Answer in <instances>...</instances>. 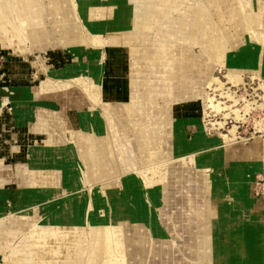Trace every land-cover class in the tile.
<instances>
[{"label":"rangeland","instance_id":"rangeland-1","mask_svg":"<svg viewBox=\"0 0 264 264\" xmlns=\"http://www.w3.org/2000/svg\"><path fill=\"white\" fill-rule=\"evenodd\" d=\"M202 1L174 0L164 24L200 26L194 43L155 30L157 38L147 36L160 48L152 47L161 53L157 62L125 45H110L104 56L93 44L49 49L28 39L22 54L0 46V264H17L8 260L13 251L72 200L85 221L108 215L125 264H264V24L246 26L244 0H222L223 7L208 0L211 14ZM126 2L92 4L121 9L124 21ZM97 35L108 37L95 28L92 41ZM102 65L113 71H103L99 84ZM202 89L209 98L199 96ZM172 142L180 157L163 163ZM133 145L140 162L123 151ZM104 150L116 162H94ZM147 158L159 162L147 167ZM32 169L56 180L35 183ZM96 193L102 206L91 203ZM139 251L145 258L136 262Z\"/></svg>","mask_w":264,"mask_h":264},{"label":"bare ground","instance_id":"bare-ground-1","mask_svg":"<svg viewBox=\"0 0 264 264\" xmlns=\"http://www.w3.org/2000/svg\"><path fill=\"white\" fill-rule=\"evenodd\" d=\"M92 1L93 0H0V46L13 47L16 49L18 47L19 51H23L28 39L32 40L31 42L33 44H40V46L49 49L56 46L67 47L69 45L80 46L82 44H93L94 47H97L96 49H98V47L101 48L100 53L104 56L107 49L110 48V45H125L128 53H133L135 49L144 50L142 51V57L157 62L162 60V56L159 55L160 52L155 51L160 48L147 37L149 35L153 38H157L152 35L154 34L152 32L153 30L160 36L171 34L177 36V39H183V41L189 39L194 43L195 40L193 37L196 35L198 29L201 28L194 23L188 24L183 21H176L177 27L175 25L174 27L173 24H170V28L168 29L165 27L164 24L171 20L168 14L172 9L174 0H149L148 2L143 0H131V2H126L128 8H124L125 13L122 17L125 18L127 22L125 19L123 21L121 20L122 18H120L121 9L119 10L115 7L111 9H105L106 7L94 8ZM214 1L219 4V7L225 5L222 3V0ZM253 4H255L253 0L242 1L239 12L245 18L246 26H249V28H258L260 24H264V0H257V7L255 9L252 8ZM203 5L206 8L210 6L208 0H205ZM124 6L125 2L123 7ZM210 12L209 14H211ZM204 15L202 11L199 17ZM48 20L51 21L49 22ZM100 20H104L105 24ZM196 20L200 23L202 22L199 19ZM98 21H100L101 25L97 24ZM95 28L102 31V33L107 32L108 37L104 38L102 35H97L98 37H96L95 41H92L91 38L95 34ZM235 31L238 36L242 33L240 27L235 29ZM106 38L110 39L108 43ZM90 45L88 46L90 47ZM152 47L155 50H153ZM148 48H151V50L148 51ZM20 54H22V52ZM70 67H73V64ZM70 67L67 65L63 68H59L58 71L60 74H64ZM78 69H80V67L76 65L75 70ZM105 70H107L108 73L113 71L110 66L107 67L102 65V67L96 71V83L101 84L103 71ZM228 78L233 82L242 80L238 74L234 73H229ZM214 81H217V79L212 78L210 84ZM103 94L111 99L114 96V92L109 88L106 90L104 89ZM199 96L202 99L209 98L204 89L199 91ZM98 100L106 106L108 105L100 98ZM7 101L8 99L4 98L3 104H6ZM37 112L40 114L41 110ZM119 124L122 125L121 123ZM56 127H58L59 130V124ZM121 131L123 130L121 129ZM46 133L48 137L51 138L49 132ZM52 138L56 140L57 137L54 135ZM65 143H67V140H65ZM177 147L178 145L174 142L169 143L170 152L168 155L164 156V160H162L163 163L164 161H170L171 159L180 157L176 156L180 148ZM117 150L119 152L120 149ZM97 151L99 152L100 149L98 148ZM120 151L122 152V150ZM123 151L125 154H129L130 151L134 152L137 162H140L142 159V152L137 150L134 145L133 148L129 150L123 149ZM105 152L107 153L102 154L98 159H96L93 154L90 155L94 156L92 157L95 160L94 162L107 164L113 161L114 157H111L113 151L109 150ZM118 152L115 150V153ZM76 154L75 152L74 154L71 152L69 154L67 153L68 156H74V158ZM116 156L118 158V155ZM218 158V161L223 159L220 155ZM37 160L33 161L35 162L33 167H42L39 166L40 164ZM146 161H148L147 167L152 164L156 166L159 162H153L151 164L149 158H147ZM84 165L89 166L86 163ZM32 170L37 172L34 178H36L38 182L33 181L35 183L46 182L45 184L49 185L56 180V177L51 175L53 173H39L38 169ZM100 176L101 175L98 174V177ZM45 187L54 194L59 192L58 188ZM99 196L100 194L96 193V198L91 200V203H93L95 207L102 206V199ZM81 201H83L82 198ZM74 206L73 200L71 202H65L62 208H59L56 213H52V215L47 217L46 224L48 225H42L33 229L31 233L27 235L24 241V247L13 251L8 260L17 264H125L124 244L122 240L114 237L115 234L112 232L113 227H111L113 222H110L108 215L105 213L104 219L101 218L100 221V217L98 218L96 214V221L94 220L93 222V218L91 217L87 222L84 219L86 216L83 214V211L79 209L76 210ZM78 206L79 204L76 208ZM90 223L91 225H89ZM84 226H87L88 229ZM1 229L4 230L5 228ZM9 233L11 232L7 230V234ZM135 258L136 262L137 260L143 261L145 258L144 251L137 252ZM132 264H134V262Z\"/></svg>","mask_w":264,"mask_h":264},{"label":"crops","instance_id":"crops-1","mask_svg":"<svg viewBox=\"0 0 264 264\" xmlns=\"http://www.w3.org/2000/svg\"><path fill=\"white\" fill-rule=\"evenodd\" d=\"M198 5H199V4H198ZM198 5H195L194 7H195V8H198ZM199 20H200V19H199ZM200 21H201V20H200ZM209 22H214V21H213L212 18H207L206 21H205V23H208V24H209ZM189 23H190V22H189ZM192 24H193V23H192ZM189 27H190V26H189ZM40 113H41V112H40ZM44 117H45L44 115L38 113V119H37V123H36L37 126H39V125L43 126V125L41 124V122H39V120H40V119H43ZM45 122H46V121H45Z\"/></svg>","mask_w":264,"mask_h":264}]
</instances>
